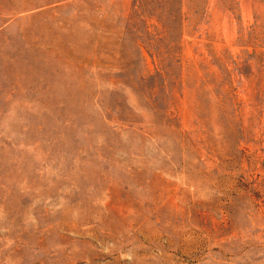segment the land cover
<instances>
[{"label":"rangeland","instance_id":"1","mask_svg":"<svg viewBox=\"0 0 264 264\" xmlns=\"http://www.w3.org/2000/svg\"><path fill=\"white\" fill-rule=\"evenodd\" d=\"M0 264H264V0H0Z\"/></svg>","mask_w":264,"mask_h":264}]
</instances>
